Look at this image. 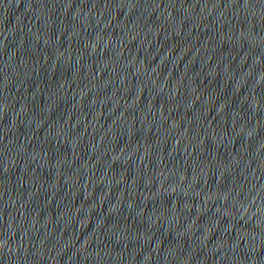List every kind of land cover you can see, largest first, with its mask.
<instances>
[{
  "label": "water",
  "instance_id": "water-1",
  "mask_svg": "<svg viewBox=\"0 0 264 264\" xmlns=\"http://www.w3.org/2000/svg\"><path fill=\"white\" fill-rule=\"evenodd\" d=\"M0 264H264V0H0Z\"/></svg>",
  "mask_w": 264,
  "mask_h": 264
}]
</instances>
